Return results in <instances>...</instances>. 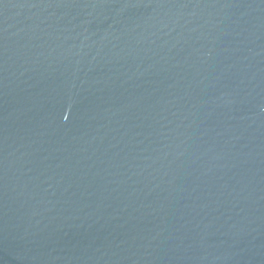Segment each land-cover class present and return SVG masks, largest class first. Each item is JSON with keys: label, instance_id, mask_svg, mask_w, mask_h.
I'll use <instances>...</instances> for the list:
<instances>
[{"label": "water", "instance_id": "1", "mask_svg": "<svg viewBox=\"0 0 264 264\" xmlns=\"http://www.w3.org/2000/svg\"><path fill=\"white\" fill-rule=\"evenodd\" d=\"M0 264H264V0H0Z\"/></svg>", "mask_w": 264, "mask_h": 264}]
</instances>
